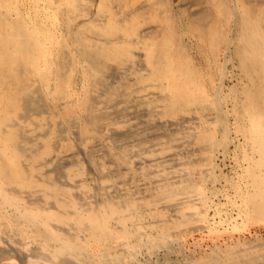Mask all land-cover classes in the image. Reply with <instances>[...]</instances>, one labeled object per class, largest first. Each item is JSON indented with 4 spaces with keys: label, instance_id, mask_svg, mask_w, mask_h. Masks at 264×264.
Listing matches in <instances>:
<instances>
[{
    "label": "bare ground",
    "instance_id": "1",
    "mask_svg": "<svg viewBox=\"0 0 264 264\" xmlns=\"http://www.w3.org/2000/svg\"><path fill=\"white\" fill-rule=\"evenodd\" d=\"M46 1L47 15L38 10L37 23L31 27L16 8L15 0H0V264H73L72 259L76 264H110L111 255H118L114 250L119 240L133 242L127 228L111 229L114 215L124 208L111 203L91 208L85 216L78 211L72 220L78 226L89 222V231L86 228L87 231L70 234L54 230L53 222L69 224L71 219L69 203L62 199L66 192L58 183L47 180L48 186L38 184L32 176L33 165L51 154L53 133L43 136L44 148L35 149L29 156L17 139L16 120L34 123L32 118L41 119L49 88L54 92V101L70 97L77 72L81 84L73 94L81 90L80 98L71 99L58 116L68 119L76 111L85 114L83 134L108 118L105 112L95 109L92 93H99L107 103L121 97L129 100L135 92L127 77L118 85L109 80L115 71H124L126 76L147 72V78L137 80L143 81L140 83L145 84V90L158 92L157 102L162 103L161 117L165 119L179 120L210 111L212 106L217 108L216 104L225 106L224 112L220 111L222 107L217 108L222 113L217 120L222 126L223 146L225 151L228 147L230 159L229 147L239 142L248 188L242 202L255 218L264 221V0H235V10L228 0H180L179 11L187 14L188 22L178 20L170 0H151L148 5H139L141 0H100L95 16L88 9L95 0H59L65 10ZM89 16V21L76 29L77 20ZM46 22L52 30L45 28ZM58 22L64 24V36H59ZM230 23L236 31L232 39H228ZM184 38L196 43L199 63ZM137 51L144 53L141 63L136 61ZM214 72L221 74L217 85ZM226 80L235 83L224 96ZM49 108L54 112L47 119H52L57 115L56 108ZM205 123H198L201 127L194 137L205 160L211 161L209 152L217 145V133L214 123ZM24 159L30 167H24ZM59 170L57 167L55 171ZM11 187L42 191L55 203L21 200L15 191H10ZM54 207L58 209L56 213L51 212ZM10 209L12 216L7 215ZM119 220L125 222L127 217L121 215ZM9 225L20 230L12 231L20 237L13 242L29 247L28 255L19 256L2 248L4 236L11 232L7 231ZM79 233L85 235V242L79 241ZM229 256L232 260L229 257L228 264L241 262L233 260L236 254ZM119 259L122 257L116 258Z\"/></svg>",
    "mask_w": 264,
    "mask_h": 264
},
{
    "label": "rangeland",
    "instance_id": "2",
    "mask_svg": "<svg viewBox=\"0 0 264 264\" xmlns=\"http://www.w3.org/2000/svg\"><path fill=\"white\" fill-rule=\"evenodd\" d=\"M150 1L141 0L139 5L142 2L141 5H148ZM234 1L228 0L232 9ZM99 2L95 0L88 5L91 15L95 16ZM50 4L66 9L59 0H51ZM170 4L180 22L189 21L187 14L179 11L180 0H170ZM15 6L24 15L26 23L34 27L37 23L36 12L40 10L47 15L45 8L49 7V3L46 0H15ZM12 18L16 16L12 15ZM89 19L90 16L78 19L76 29ZM230 24L228 39H232L236 33ZM56 27L60 30L59 36H64V24L58 22ZM45 28L52 30L48 25ZM184 42L199 63L201 58L196 53V43L187 38H184ZM136 55V61L141 63L144 53L137 51ZM125 74L124 71L112 72L109 80L118 85L122 78L127 77L130 85H134L132 89L135 92L129 100L121 97L107 103L99 93H92L95 109L105 112L108 118L97 127L90 126L86 134L81 131L85 122L82 112L76 111L68 119L58 116L71 99L80 98L81 90L73 94L81 84L79 72L73 78L70 97L54 101V92L49 88L44 119L34 117V123L16 120L17 139L28 156L35 149L41 151L46 145L43 136L48 132L53 133L51 154L47 160L33 165L32 176L38 184L46 185L47 180L58 183L66 192L62 199L69 203L67 210L71 219L69 224L53 222L54 230L69 231L70 234H74L73 231H89V222L84 221L81 226L75 224L78 211L85 216L91 208L111 203L120 209L124 207L122 213L114 215L111 220V229L121 231L127 228L133 242L119 240L114 250L118 255H111L110 264H228L229 254H236V259H233L236 263L241 260L237 264H264V221L255 218L242 202L248 188L244 179L245 164L239 156V142L229 147L232 160L228 159V147L225 151L223 146L222 126L217 118L227 108L225 110V106L216 104L218 109L222 107L224 110L220 112L212 106L210 111L192 113L179 120L165 119L161 117L162 103L157 102L158 92L145 90V84L140 83L143 81L137 80L138 77L147 78V72ZM212 75L217 85L221 74L214 72ZM234 83L226 80L225 86L228 88L224 96L232 88L231 85L234 87ZM214 98L211 92V100ZM48 106L56 108L57 115L52 119H47L53 111ZM205 122L214 123L217 133L216 149L209 152L211 161L205 160L206 155L199 148L201 146L195 143L194 137L198 126ZM231 122L234 123L233 120ZM40 123L41 126L38 125ZM63 131H66L64 138L61 137ZM232 137L235 138L234 135ZM169 138L172 140L169 141ZM24 160V167H30L29 161ZM57 167L60 168L58 173L55 171ZM10 191H15L21 200L38 204L55 203L51 198H46L42 191L33 193L17 187H11ZM57 211L54 207L51 212ZM11 213L12 209L7 215L12 216ZM121 215L127 217L125 222L119 220ZM7 231L11 232L9 237L4 236L2 248L19 256L28 255L29 247L13 242L20 240V237L12 231L20 230L9 225ZM77 236L82 243L87 239L83 233ZM115 257L122 259L116 260ZM71 261L76 264V260Z\"/></svg>",
    "mask_w": 264,
    "mask_h": 264
}]
</instances>
